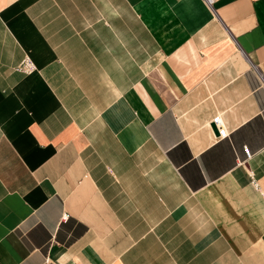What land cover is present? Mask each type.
<instances>
[{
    "label": "crops",
    "instance_id": "obj_1",
    "mask_svg": "<svg viewBox=\"0 0 264 264\" xmlns=\"http://www.w3.org/2000/svg\"><path fill=\"white\" fill-rule=\"evenodd\" d=\"M0 264H264V0H0Z\"/></svg>",
    "mask_w": 264,
    "mask_h": 264
},
{
    "label": "built area",
    "instance_id": "obj_2",
    "mask_svg": "<svg viewBox=\"0 0 264 264\" xmlns=\"http://www.w3.org/2000/svg\"><path fill=\"white\" fill-rule=\"evenodd\" d=\"M203 1L207 6H210L211 3L213 2V0H203ZM211 124H213V126L216 130V137L217 138H224L227 136V132H226L225 128L223 127L221 120H220L218 115H215L211 118V120L209 121V124H208L209 128H212ZM242 151H243V155H244L245 159L249 158L250 153H249V150L247 149L246 146L242 147Z\"/></svg>",
    "mask_w": 264,
    "mask_h": 264
},
{
    "label": "water",
    "instance_id": "obj_3",
    "mask_svg": "<svg viewBox=\"0 0 264 264\" xmlns=\"http://www.w3.org/2000/svg\"><path fill=\"white\" fill-rule=\"evenodd\" d=\"M211 127L213 128V130L216 132V130H215V128H214V126H213V124H211Z\"/></svg>",
    "mask_w": 264,
    "mask_h": 264
}]
</instances>
